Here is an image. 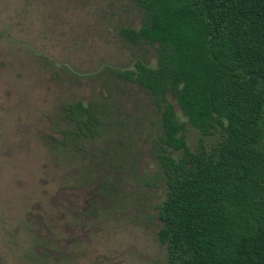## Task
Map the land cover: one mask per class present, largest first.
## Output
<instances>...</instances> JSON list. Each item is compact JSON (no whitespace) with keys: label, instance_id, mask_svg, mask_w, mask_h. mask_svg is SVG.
Returning <instances> with one entry per match:
<instances>
[{"label":"rangeland","instance_id":"374dc122","mask_svg":"<svg viewBox=\"0 0 264 264\" xmlns=\"http://www.w3.org/2000/svg\"><path fill=\"white\" fill-rule=\"evenodd\" d=\"M143 17L135 0H0V264H169L160 114L121 76L156 65L121 33ZM170 101L191 150L216 145ZM76 102L97 137L65 140Z\"/></svg>","mask_w":264,"mask_h":264},{"label":"trees","instance_id":"16d2710c","mask_svg":"<svg viewBox=\"0 0 264 264\" xmlns=\"http://www.w3.org/2000/svg\"><path fill=\"white\" fill-rule=\"evenodd\" d=\"M133 44L156 65L121 74L150 93L160 114L166 196L158 242L169 264H264V0H135ZM220 139L191 150L186 125ZM65 140L95 138L106 123L90 105L65 107Z\"/></svg>","mask_w":264,"mask_h":264}]
</instances>
